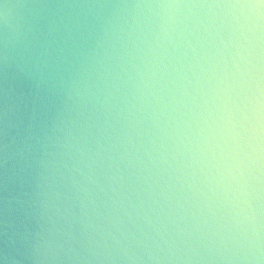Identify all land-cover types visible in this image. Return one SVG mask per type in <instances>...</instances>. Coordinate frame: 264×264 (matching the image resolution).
I'll list each match as a JSON object with an SVG mask.
<instances>
[{
  "label": "clouds",
  "instance_id": "clouds-1",
  "mask_svg": "<svg viewBox=\"0 0 264 264\" xmlns=\"http://www.w3.org/2000/svg\"><path fill=\"white\" fill-rule=\"evenodd\" d=\"M0 264H264V0H0Z\"/></svg>",
  "mask_w": 264,
  "mask_h": 264
}]
</instances>
